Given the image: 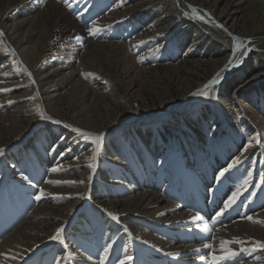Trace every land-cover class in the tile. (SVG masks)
I'll use <instances>...</instances> for the list:
<instances>
[{
  "label": "bare ground",
  "instance_id": "6f19581e",
  "mask_svg": "<svg viewBox=\"0 0 264 264\" xmlns=\"http://www.w3.org/2000/svg\"><path fill=\"white\" fill-rule=\"evenodd\" d=\"M39 1L0 0V31L12 42L17 50L16 52L28 69L33 71L41 91L43 103L46 107H50L49 101L54 99L57 94H60V88L56 85L52 87V90L47 85L52 80L57 81L64 75L71 77L68 74V69L72 67V63L67 61V58L69 55L73 57L76 49H78L79 54L87 52L93 40L84 38L85 35L83 36V34L86 33H84L83 26L77 24L58 3L43 0L39 4ZM102 1L103 6H108L110 1L113 3L112 6L119 4L123 6L118 11L112 9L107 16L104 13L108 8L104 12L102 11L104 8H97L98 12L101 11L99 15H104L103 17L110 21L109 28L111 30L115 29V35L118 34L117 31L119 29L124 28L123 25L128 24L129 27H126H131V35L137 31V35L132 42L139 41V43H135L133 47H137L139 51H146L141 56L144 58V54L147 52L154 53V43L149 39L148 35V32L154 29L153 26L145 22L140 27L134 28L135 30L133 31L134 26L132 27L133 22L130 19L134 15L128 16V6L127 4L125 6L124 0ZM168 1L172 3L167 5L166 11H173L174 16L176 18L179 17V13L174 8L173 0ZM263 1L252 0L251 5L245 6V0H229L219 9L212 3L211 10H207L204 15L208 18L207 21L203 23L196 21V26L191 28L192 38L197 37L196 39L207 40L206 43L213 45V48L208 49L206 53L211 59L219 60V66L214 68L213 76L218 73L219 77L224 76L227 73L225 71L226 68H231L233 65L236 67L240 60L252 53L250 47L246 45V36L254 31H259L258 28L260 26L264 30V12L257 13L255 10L260 8L259 6ZM181 5L182 9L188 10L186 4L182 3ZM28 6H33L35 9L32 7V10L26 11ZM245 14H248L247 20L244 19ZM96 15H98L97 12H95ZM135 16H138V14ZM116 18L118 20L125 19L123 22L117 21L119 27L113 24L117 20ZM29 24L37 28V31L32 29L29 32L24 31V27ZM211 24H216V26ZM208 25L210 28H207ZM207 30L215 37L217 36L218 39L212 38V36H209L210 34L206 35L205 32ZM199 31L204 33L199 34ZM126 33V30L123 31V34L126 35ZM42 34L44 35L43 43L39 41ZM79 35L82 36V41L77 38L80 37ZM221 36L231 39L230 48L232 55L229 52L223 53L221 50L220 47L229 46L227 42L222 40ZM35 38L42 43V47L50 49L54 43L58 46L57 56L48 61L47 65L38 62L39 56L30 59L26 58L24 54L26 46ZM177 43H179V40H177ZM118 44L117 46H120L124 51H127L128 48L129 50L132 49L128 42ZM100 45L102 46V43ZM236 46H238V50L234 51ZM2 47L3 44L0 42V89H7V91H0V149L9 146L23 135H27V139L24 144H17L15 146L17 150L12 149L10 154L3 159V168L0 170V189L8 194L5 197L7 203L14 202L11 205L12 208L17 207L16 202L18 199H14L15 193L28 197L30 203L37 201L39 206L33 211H29L28 208L25 211V204H23L18 210L22 212L21 221L10 222L7 224L9 226H7L6 230L0 231V264H101V257H105L106 248L107 254L103 264H121V261H124L125 264H212L213 256L224 255L220 241H231L233 238H238L243 243L227 246L236 252V255L230 259L222 260L220 264H264V248L257 247L256 243H264V223H259V221H264V209L257 208L258 204L253 205L252 200L247 195H245L243 202H248L249 206H246L247 209L254 213L250 216L252 221L244 219L240 222H227L224 217L218 219L216 216L208 215L209 217L207 216L204 222L202 219L203 213L192 212V206L197 204L196 201L194 200L192 204L190 203L192 200L191 195L195 197L196 185H192L191 188L187 189L184 188L185 184L178 180L171 179L172 181H170V176L173 173L167 176L164 184L159 183V180L162 179L161 173L163 170L161 156L167 154L164 149H167L166 147L170 144L169 137L171 140L175 139L176 141L180 133L184 132L185 137L188 138L187 144L192 145L193 143L191 140L193 139V134L188 130L181 129L180 124L179 128H175L174 121H177L178 113L174 109L178 105L170 106L173 111L171 126L174 129L172 132L158 125L151 129L132 130L133 139L136 138L141 145L134 147V150H132L133 147H130L131 151H136L131 159L138 160V162L143 164L135 166L129 163V168L122 171L120 167L122 166V161L120 162V160L109 154L108 149H104L103 155L109 160L102 159L99 155L98 147H96L97 145L100 146L105 132L111 130L114 125L117 126V122L112 123L107 119V124H98L93 120L94 118H90L86 126L79 127L77 122L67 123L61 121V110L57 106L55 108L57 111L55 117L49 116L48 119L39 120L38 124L28 122L30 119L34 121L35 111L32 110L33 107L31 105L29 106V102H24L22 106H17L22 100H16V98L18 96L21 99L26 98L27 91L33 89L28 81L30 78L26 76L25 71L20 68L10 55L6 58L4 57L5 55L2 56ZM36 49L32 50L36 51ZM5 50L7 51V49ZM130 54L132 55V52ZM130 54L131 60H134ZM173 57V54H168L166 59H172ZM253 57L255 58L256 56L253 54ZM255 59L249 64L250 78L246 77L243 85L248 82L251 83L261 73L260 68L257 70L253 66ZM230 60L231 63H229ZM230 83H233V80ZM233 85H230V94L228 93L227 97L231 101V106L225 110L231 111V116L226 115L218 120L216 116L211 118L210 115L213 116V112L210 111L208 106L204 109V111L206 109L208 111L202 114V119L204 114L207 113V117H209L207 120L208 135H212L211 139L206 138L208 141L206 142L208 144L213 143L216 133H218L217 131L223 126L221 121H223V118L228 117V126L235 130L236 133H239L238 136L242 143L246 146L251 142V146L247 150H245V147L243 150H239L237 157H244L255 150L258 154L257 159L250 165L249 176L247 177V181H252L256 169H259L264 162V150L254 143L257 140L261 142L264 140V109L259 108L264 104V91H259L263 98L260 100L261 102L258 103L259 96L250 98L249 107L256 108L261 113L258 115V113L248 110L246 112L248 119L241 112H238L240 104L243 103L236 98L241 86ZM247 95H250V93L247 92L243 96ZM26 103L28 104L26 105ZM237 106L239 107L237 108ZM54 120L60 122V128L48 126L49 123L53 124ZM132 121L134 122L131 118L127 122L129 129L133 127ZM45 122L47 125H45ZM21 125L24 128H21ZM61 125L64 127H61ZM246 128L248 139H245L246 134H242L243 129ZM77 129L80 132L90 133L94 140L96 136H100V140L95 142V149L92 151L89 147L88 149H81L79 152L77 151L78 148L71 149L73 151L71 152L73 157H71L70 152L66 150L71 144L61 140V134L67 132L68 134L70 133L71 137L73 136L72 132L77 131ZM57 130L61 131V133H57ZM166 133L168 134L166 135ZM28 135L31 136L28 137ZM37 135L42 136L40 143L33 139ZM197 139L198 137H196ZM134 144H136V141H134ZM173 145H176V143L173 142ZM193 146L186 148V153L184 154L181 153V148L178 147L179 165L185 169L192 167V165L195 167L194 161L198 160V152L206 149L204 143L200 142H196L195 148ZM62 157L63 159H61ZM237 157H233L230 160L231 156L222 152V156L217 157L214 162L207 158L208 160L205 163L209 166L200 164L196 168L202 171L203 176L207 177L206 179L212 176V186L218 185L215 180L219 173ZM28 159L34 166L27 170L22 165L28 164ZM54 162L58 165L54 164L53 166ZM86 163H89L92 167H87ZM71 166L75 169H72V172L75 173L73 181L67 179L68 173L66 172ZM172 167L174 166L172 165ZM53 168H57L58 171H51ZM9 170L12 172L10 173ZM40 170L45 171V176L41 175ZM206 171H208V174ZM8 173L10 174L8 175ZM21 173L27 176L28 179H21ZM259 176L260 172L257 173V177ZM11 177H17V180L20 181L19 192L8 188L11 185ZM228 178L231 179V176ZM99 179L105 183L102 187L98 185ZM48 180L61 181V183L58 184L59 187H55L57 184L46 183ZM64 182H71V184ZM199 183L200 181H197V184ZM117 184H125L124 198L112 197L115 194L114 187ZM40 189H44L45 195L38 200L36 197L40 194ZM214 190L210 189L212 192ZM246 190L244 187L242 188L243 192H246ZM34 194L36 196H33ZM205 198H207V195H205ZM56 199L60 200V202H57L59 204H52L56 202ZM257 203L264 207V198H261ZM85 205L90 206L93 212L98 213L97 218H92L91 216L88 221L83 222L84 212L86 215H90L88 211L78 215ZM112 216H116L117 219L113 220ZM196 217H199V219H196ZM208 218H210L209 221ZM202 223H207V231L205 230L206 225ZM81 225L82 229L79 230ZM119 227L122 230L121 236L116 234ZM58 228L62 229L60 233L62 243L60 240L50 239L51 236L56 234V229ZM194 228L201 234L192 235L193 232L191 231ZM208 244H211L212 247H205ZM251 245L256 247V249H251L249 247ZM141 246L145 248V253L141 251ZM243 246L248 247L249 250H241ZM37 247L38 249L34 250L35 253L32 256L34 261L31 263L32 257H29V254ZM210 250L213 253L216 250V255H213ZM128 257L131 259H126Z\"/></svg>",
  "mask_w": 264,
  "mask_h": 264
},
{
  "label": "rangeland",
  "instance_id": "374dc122",
  "mask_svg": "<svg viewBox=\"0 0 264 264\" xmlns=\"http://www.w3.org/2000/svg\"><path fill=\"white\" fill-rule=\"evenodd\" d=\"M49 1L56 2L62 6V9H64V11H66L77 24L83 26L84 33H86L83 34V36L85 35L84 38L87 40H93V42L90 44L87 52L79 54L78 49H76L74 56L72 57V55H69L68 58L70 59L67 58V61L72 63V67L68 69V74L71 77L64 75L57 81L52 80V82L47 85L49 88L57 85L60 88V94H57L54 99L49 101L51 104L50 107H46L43 103V98H41V91L38 87L33 71L28 69L24 61H22L16 52L17 50L15 49L12 42L0 31V42L3 44L2 56L5 55L4 57L6 58L10 55L12 59L18 63L20 68L25 71L26 76L30 78L28 81L33 89L27 91L26 98L21 99L20 96L16 98V100H22L17 106H22L24 102H29V106L31 105V107H33L32 110L35 111L36 115L33 118L34 121L30 119L28 121L29 123L38 124V121L42 120L41 113H43V115L46 117H55L57 113L55 110L56 106L61 110V121L67 123L77 122L79 127L86 126L87 121L90 118H94L93 120L98 124H107V119L112 123L117 122V126L114 125L111 130L105 132V136L102 138L100 146L97 145L96 147H98L99 155L102 159H105L106 161L109 160L103 155L105 152L104 149H108L109 154L120 160V162L122 161V166L120 167L123 171L129 168V163H132L135 166L143 164L138 162V160L131 159L136 151H131L130 147H133L132 150H134V147H139L141 145V143H138L136 138L133 139L132 130H145V128L151 129L158 125L172 132L174 129L173 126H171L173 111L170 109V106L176 104L178 106L174 110L178 113V119L177 121H174L175 128H179L180 124L181 129L188 130L191 134H193V139H191L193 143L192 145L187 144L188 138L185 137L184 132L180 133L176 141L175 139L171 140L169 137L170 147L167 146V149H164L167 154L165 156H161L163 170L161 173L162 179L159 180V183L161 182L164 184L167 176L173 173V175L170 176V181L178 180L182 184H185L184 188L187 189L189 187L191 188L192 185H196V194L195 197L191 195L192 200L190 203L192 204V201L195 200L197 204L193 205V209H191L194 213H203L202 219L204 222L208 215H212L214 217L216 216L218 219H222L224 217V220L227 222H240L244 219H247V217H250L254 213L247 209L246 206H249L248 202H243V200H245V195H247L248 198L252 200L253 205L258 204L256 206L257 208L262 210L264 209L260 203H257L261 198H264V162L259 167V169L261 168L260 170L258 168L256 171L254 170L255 173L252 181L248 180V182L250 181L249 183H244V181L247 180V177L249 176L251 167L250 165H252L254 160L257 159L258 154L256 150L244 157H240L241 162L226 172L223 176L224 178L221 177L219 180L216 179L215 181L218 182V185L216 184L217 186L211 185L212 176L206 179L207 177L205 178L203 176L202 171L196 168V166L200 164L209 166L205 162L208 159L211 162H214L217 157L222 156V152H225L226 154L228 153L231 156V158H229L231 160L233 157H237L239 150H243L245 147L244 143H242V140L239 139V133H236L235 130L228 126V117L223 118V121H221L223 126H221V128L217 131L218 133H216L213 143L208 144L206 138H212V135H208L207 130V120L209 117H207V113H205L202 119V114L208 111L207 109L204 111L205 107L208 106L210 111L213 112V116L210 115L211 118L216 116L217 119L220 120L226 115L231 116V111L228 112L225 110L231 106V101L227 97L228 93L230 94V85L234 84L241 86L240 91L236 95L237 100L240 99L243 102L240 104V110L238 112H241V114L248 119L249 117L246 116V112L248 110L254 111L260 115L261 111L258 112L256 108L249 107V100L251 97L253 98L259 96V98L261 97V99L258 98L259 103L261 102L260 100L263 99L259 93L261 90L264 91L263 27L260 26V28H258L259 31H254L253 33H249L250 35L246 36V45H248L252 51L249 56H246L247 59L244 58L243 60H240L236 67L233 65L231 68H226L225 71H227V73H225L224 76L219 77V75L216 74H214V76L212 75L213 71L215 70L214 68L219 66V60L211 59V57L206 55L208 49L213 48V45H211V43H206L207 40L205 41L203 39H196L197 37L192 38L193 36L191 34V28L196 26V21L202 23L207 21L208 18H206L204 15L206 11L211 8L212 3H214L217 9H219L229 0H173L174 8L176 12L179 13V17L177 18L174 16L173 11H166L167 5L172 3L171 1L130 0V3L128 4L129 0H124L125 6L126 4L128 6V16L134 15L133 18L130 19L131 22H133V31L145 22L150 23V25H152L154 28L148 32L149 39H151V41L154 43V53L147 52L144 54L145 59L143 56H141V54L145 53L146 51H139L137 47H133V45L135 46V43H139V41L132 42L134 41L133 38H135L137 35V31L131 35V27L128 28V24H122L124 26V30L119 29L117 31L118 34L115 35V29L111 30V28H109L110 21H107V18L103 17L104 15L107 16V14L112 11V9H114V11H118L123 7L121 4L112 6L113 3L110 1L108 2V6H103L102 0H97L98 2L96 0ZM92 1L94 4L91 3ZM251 1L252 0H245V6L248 4L251 5ZM42 2L43 0H40L38 3L41 4ZM96 2L97 4H95ZM182 3L188 6V10L182 9L180 7L182 6ZM32 7L33 6H28L26 11L32 10ZM98 7L104 8L102 10L103 12L108 8V12L106 11L104 15H99L101 11H97ZM259 7L260 8L255 7L257 13L264 12V1ZM33 9L35 8L33 7ZM95 12H97L98 15L95 16ZM136 14H138L140 17L136 18L138 17L135 16ZM247 16L248 14L244 15L245 20H247ZM116 19L117 20H115L113 23L115 25H117L119 21L123 22L125 20H118V18ZM211 25L216 26V24ZM92 27L99 28L100 30L95 33H89L88 29ZM117 27H119V24ZM207 28H210L209 25ZM31 29L37 31V28H35L32 24L25 26L23 30L29 32ZM125 30L127 31L126 35L123 34V31ZM200 33L203 34L204 32L199 31V34ZM205 34H210L209 36H212V38L218 39V37L212 35L209 30H207ZM118 35L123 36L119 37ZM108 36L111 37L109 38ZM77 38L82 41V36ZM221 38L229 45L228 47H220L221 50L223 53L229 52V54L232 55V50L230 48L232 42L231 39L226 36H221ZM221 38L219 37V39ZM43 40L44 35L42 34L40 35L39 41L43 43ZM177 40H179V43H177ZM40 42H38L36 38L30 41V43L25 48L24 54L26 58L30 59L39 56L40 58L38 62L47 65L48 61L57 56L58 46L56 43H54V45L49 49L42 47V43ZM123 42H128L129 45L132 46V49L129 50L128 48L127 51H124L120 46H117L118 43ZM101 43L102 46L100 45ZM78 44L82 45L81 43ZM34 48H37L36 51L32 50ZM237 48L238 46L235 47L234 51H237ZM5 49H7V51ZM131 52L132 55L130 54ZM128 53L134 58V60H131ZM168 54H173L174 57L172 59H166ZM253 54L256 56V59L253 57ZM254 59L255 63H253V66H255L257 70L260 68L261 73L257 78H254L251 83L248 82L243 85L246 77L250 78L249 64L253 62ZM212 80H217L218 82L215 84H209V82ZM231 80H233V83H230ZM205 85H209V87L205 88ZM210 90L211 92H209ZM197 92L206 94L195 95L194 93ZM247 92H249L250 95L244 97L243 95ZM27 104L28 103H26V105ZM238 107L239 106H237V108ZM259 108L264 109V104H262ZM131 118L134 120V122L132 121L131 123L133 126L132 129H129L127 127V122ZM45 125H47L46 122ZM45 125H43V127H45ZM48 126H57L60 128L59 123H49ZM20 127L24 128L23 125ZM61 127L64 126L61 125ZM57 133H61V131L57 130ZM82 133L84 132L74 131L72 132L73 136L71 137L70 133L68 134L67 132L61 134V140L71 144L69 148L66 149L68 152H70V154L73 152L71 150L73 148H78V152L81 149H88V147L91 151L95 149L94 138L90 136V138L86 139ZM246 133L247 128L243 129L242 134L245 135ZM167 134L168 133H166V135ZM29 136L31 135H28V137ZM196 137H198L197 140ZM26 139L27 135H23L17 141L12 142L9 146L1 148L3 149V152L0 153V170L3 168V159L7 157L8 154H10L12 149L17 150V147H15L17 144H24ZM33 139L34 141L40 143L42 141V136L37 135ZM245 139H248L247 134L245 135ZM134 141H136V144H134ZM173 142L176 143V145H173ZM196 142L204 143V147L206 146V149L200 150V152H198V160L194 161L195 167L192 165V167L185 169L179 165L180 157H178V147L181 148V153L184 154L186 153V148L193 145V148H195ZM254 143H256V146L260 147V149L264 150V140H262V142L257 140ZM71 157H73V154H71ZM61 159H63V157ZM28 161V164L22 165L27 170L28 168H32L34 166L29 159ZM54 164L57 163L54 162L52 165L54 166ZM228 164L224 168H226ZM86 165L89 167L90 164L86 163ZM172 165L174 167H172ZM72 169L75 170L74 167L71 166L70 169H67L66 171L68 173L67 179L69 181H73L75 179V173L72 172ZM43 170H40V173L41 175L45 176V171ZM9 171L10 173L12 172L11 170ZM258 172H260V178L257 177ZM10 173H8V175ZM206 173L208 174V171H206ZM230 176L231 179L228 178ZM195 179L200 181V183L197 184ZM10 181L11 185H9L8 188L12 189V191L19 192L21 183L19 184L20 181L17 180V177H11ZM98 185L102 187L105 185V183L103 180L99 179ZM55 187H59V185L57 184ZM243 187L245 190L247 189L246 192L242 191ZM125 188V184H117L116 187H114L115 194L112 197L119 199L124 198ZM210 189L215 190L212 192ZM234 193H238L235 203L226 209L222 215L217 216L216 213L224 208L225 202L228 201ZM7 195V193H4L3 190L0 189V231L6 230L7 226H9L7 224L10 222L21 221L22 212L18 210L21 206H23V204L26 205H24L25 211L28 209L29 211H33V209L39 206L37 205L39 204L37 201L30 203L28 197L20 196L19 193H15L14 199H18L16 202L17 207L12 208L11 205L14 204V202L7 203V199L5 198ZM205 195H207V198H205ZM33 196H36V194ZM58 201L60 202V200L56 199V202L52 204H59L57 203ZM84 211L90 212V215H86ZM79 212L80 213L78 215H81L84 212L83 222L88 221L91 216L92 218H97L98 215V213L93 212L91 207L88 205H85L84 208ZM209 219L210 218H208V221ZM202 224L207 225V223ZM195 228L193 231H191L193 232L192 235L201 234L198 232V230L196 231ZM81 229L82 225L80 226L79 230ZM116 234L117 236L122 235V230L120 227L118 228ZM231 245L232 244H229L227 246ZM249 247H251V249H256V247L252 245ZM37 249L38 247L33 249L29 254V257H32L35 253L34 250ZM140 249L145 253V248L143 246H141ZM241 250L249 249L248 247L243 246ZM210 252L212 251L210 250ZM216 252V250L214 253L212 252L213 255H216ZM31 260V263H33V257Z\"/></svg>",
  "mask_w": 264,
  "mask_h": 264
},
{
  "label": "snow or ice",
  "instance_id": "6c2138e0",
  "mask_svg": "<svg viewBox=\"0 0 264 264\" xmlns=\"http://www.w3.org/2000/svg\"><path fill=\"white\" fill-rule=\"evenodd\" d=\"M99 30L100 29L96 28V27L88 29L89 33H95V32H98ZM229 63H231V60L229 61ZM217 75H219V73ZM217 82H218L217 80H212V81L209 82V84H215ZM207 87H209V85H205V88H207ZM0 91H7V89H0ZM194 94L195 95H204L206 93L197 92V93H194ZM9 103H11V101H9ZM41 118L42 119H48V117L44 116L43 113H41ZM53 122L54 123H60L59 121H53ZM77 131H79V129H77ZM82 134L84 135V137L86 139L90 138V136H91L90 133H82ZM99 140H100V136H96L94 142H98ZM250 146H251V142L248 145L245 146V150H247V148L250 147ZM2 152H3V149H0V153H2ZM240 162H241L240 157H237L236 159H234L232 161V163L228 164V166L226 168H224L219 173V175L217 176V179L219 180L221 177H223L225 175L226 172H228L230 169H232L235 165L239 164ZM89 167H92V165H89ZM51 171L56 172V171H58V169L57 168H53V169H51ZM21 179L27 180L28 177L25 176L23 173H21ZM46 183H49V184H60L61 181L48 180V181H46ZM64 183H71V182H64ZM244 183L247 184L248 181L245 180ZM43 195H45V191H44V189H40V194L36 198L39 200L41 198V196H43ZM237 195H238V193H234L229 198V200L225 202L224 208L221 209L219 212H217L216 215L217 216L222 215V213L226 209L231 207V205L235 203ZM112 219L116 220L117 217L116 216H112ZM196 219H199V217H196ZM247 219L252 221V217H247ZM253 222H256V221H253ZM259 223H264V221H259ZM205 230L206 231L208 230L207 229V225L205 226ZM61 231H62V229H60V228L56 229V234L51 236L50 239H52V240H60V242L62 243L63 241H62L61 236H60ZM240 243H243V241H240L238 238H233V240H231V241L221 240L220 241V245H221L222 251L224 252V255H222V256H213L212 257V264H220V262L222 260L230 259L231 257H234L236 255V253L234 251H232L231 248L227 247V245H229V244H240ZM256 243H257V247L264 248V243H260V242H256ZM205 247L211 248L212 245L208 244V245H205ZM106 254H107V248L105 249V257H101V264H103V260L106 258ZM126 259L130 260L131 258L128 257ZM121 264H125V262L121 261Z\"/></svg>",
  "mask_w": 264,
  "mask_h": 264
}]
</instances>
